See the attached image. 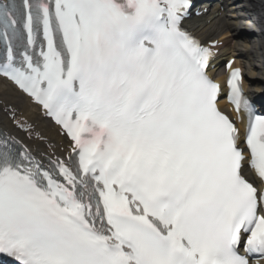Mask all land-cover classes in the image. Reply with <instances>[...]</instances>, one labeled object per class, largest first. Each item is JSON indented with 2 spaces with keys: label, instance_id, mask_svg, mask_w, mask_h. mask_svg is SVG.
<instances>
[{
  "label": "snow or ice",
  "instance_id": "6c2138e0",
  "mask_svg": "<svg viewBox=\"0 0 264 264\" xmlns=\"http://www.w3.org/2000/svg\"><path fill=\"white\" fill-rule=\"evenodd\" d=\"M192 6L0 0V77L70 141L65 159L42 163L0 133V258L264 261V115L239 68L227 99L246 131L220 109L213 53L184 26Z\"/></svg>",
  "mask_w": 264,
  "mask_h": 264
},
{
  "label": "bare ground",
  "instance_id": "6f19581e",
  "mask_svg": "<svg viewBox=\"0 0 264 264\" xmlns=\"http://www.w3.org/2000/svg\"><path fill=\"white\" fill-rule=\"evenodd\" d=\"M249 1L258 5L264 13V0ZM220 7L229 9L230 14L228 15L220 10L217 12L211 10L207 19L195 21L194 24L198 26L196 33L205 40L220 39V41H223L226 45L223 55L237 57L236 66L247 67L249 69V72L245 73V85L247 87H254V90H261L262 86H264V73L258 63L256 64L257 56L254 52L255 49L247 41L248 37H250L249 33L245 31L243 34L234 27L231 18L234 16V7L229 0H225V3ZM216 15H221V17H218V19H215L208 25L207 22L211 21ZM218 24L220 27H217ZM260 51L262 58H264V38ZM9 107L16 110V118L20 115L26 117L35 126V130L41 132L44 137L56 143L63 141L46 122L39 120L36 108L30 106L21 94L0 80V122L12 130L11 122L8 120L7 114L5 115L4 113L5 109Z\"/></svg>",
  "mask_w": 264,
  "mask_h": 264
},
{
  "label": "rangeland",
  "instance_id": "374dc122",
  "mask_svg": "<svg viewBox=\"0 0 264 264\" xmlns=\"http://www.w3.org/2000/svg\"><path fill=\"white\" fill-rule=\"evenodd\" d=\"M257 54V53H256ZM258 61V62H257ZM260 65L262 67L263 59L260 55L257 54L256 64Z\"/></svg>",
  "mask_w": 264,
  "mask_h": 264
}]
</instances>
